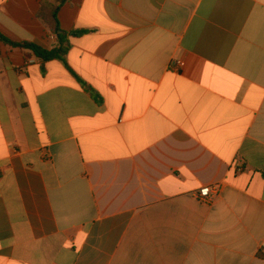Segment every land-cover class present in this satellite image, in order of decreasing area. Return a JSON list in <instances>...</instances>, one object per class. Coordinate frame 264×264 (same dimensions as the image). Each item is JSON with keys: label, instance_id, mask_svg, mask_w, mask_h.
<instances>
[{"label": "crops", "instance_id": "1", "mask_svg": "<svg viewBox=\"0 0 264 264\" xmlns=\"http://www.w3.org/2000/svg\"><path fill=\"white\" fill-rule=\"evenodd\" d=\"M42 1L0 0V36L50 51ZM57 18L64 62L0 41V264H264V0Z\"/></svg>", "mask_w": 264, "mask_h": 264}, {"label": "trees", "instance_id": "2", "mask_svg": "<svg viewBox=\"0 0 264 264\" xmlns=\"http://www.w3.org/2000/svg\"><path fill=\"white\" fill-rule=\"evenodd\" d=\"M68 0H43L37 12L39 19L49 30L50 34L55 36L56 45L50 50H44L41 47L31 43H14L0 36V41L10 46L31 50L37 58L43 62L59 60L64 62L69 47V37H79L82 32L65 33L60 30L58 22V12L64 3Z\"/></svg>", "mask_w": 264, "mask_h": 264}, {"label": "built area", "instance_id": "3", "mask_svg": "<svg viewBox=\"0 0 264 264\" xmlns=\"http://www.w3.org/2000/svg\"><path fill=\"white\" fill-rule=\"evenodd\" d=\"M50 39L54 40L55 36L51 35ZM183 66H184V63L182 61H176L171 67V70L177 71V69H181ZM219 191L220 189L218 186L202 187L198 192L197 199L201 203L209 204L218 196Z\"/></svg>", "mask_w": 264, "mask_h": 264}]
</instances>
